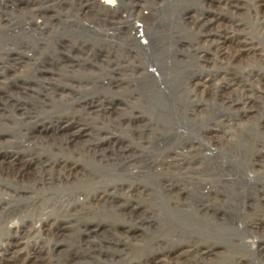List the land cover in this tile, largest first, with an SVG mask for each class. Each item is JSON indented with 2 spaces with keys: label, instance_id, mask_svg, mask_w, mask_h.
I'll use <instances>...</instances> for the list:
<instances>
[{
  "label": "rangeland",
  "instance_id": "rangeland-1",
  "mask_svg": "<svg viewBox=\"0 0 264 264\" xmlns=\"http://www.w3.org/2000/svg\"><path fill=\"white\" fill-rule=\"evenodd\" d=\"M263 49L264 0H0V264H264Z\"/></svg>",
  "mask_w": 264,
  "mask_h": 264
},
{
  "label": "bare ground",
  "instance_id": "bare-ground-1",
  "mask_svg": "<svg viewBox=\"0 0 264 264\" xmlns=\"http://www.w3.org/2000/svg\"><path fill=\"white\" fill-rule=\"evenodd\" d=\"M109 3H111V1H109V2H107V4H109ZM227 5V4H226ZM228 6V5H227ZM262 23V22H261ZM208 27H209V25H208ZM234 29H235V26H234ZM234 29L232 28V33H234V34H232V38L230 39L231 40V44L234 46V48H235V50L236 51H234V53L231 55V58H232V60L233 61H235L236 59L237 60H239L240 59V56H241V54H243L244 52L245 53H252V52H254L256 49H254V48H252V46H250L251 47V49H249V51H244L243 49H241L240 48V44H241V42L240 41H242V40H240L239 41V37L237 36V34H236V30L234 31ZM136 32V31H135ZM262 32H263V29L261 30V35H262ZM136 35H137V33H135ZM221 34V33H220ZM230 35V34H229ZM138 36V35H137ZM226 36V35H225ZM233 36H235L234 38H233ZM244 36V35H243ZM219 37V36H218ZM228 38V37H227ZM247 40V39H246ZM235 41V42H234ZM221 42V41H220ZM246 42V41H245ZM249 42V41H248ZM244 43V42H243ZM247 43V42H246ZM211 44H212V47L215 49V53H216V55L217 56H219V57H221V58H224L225 56H226V54H227V51H226V48H224L222 45H217V43H214L213 41L211 42ZM243 45V44H242ZM249 45V44H248ZM247 45V46H248ZM237 47V48H236ZM249 47V46H248ZM247 47V48H248ZM233 52V51H232ZM262 52L264 53V49L262 50ZM229 53H230V51H229ZM261 55H262V53H260ZM260 54L258 55V56H260ZM264 55V54H263ZM229 56V55H228ZM233 67V66H232ZM232 67H230V68H232ZM237 67V66H236ZM235 67V68H236ZM235 68L234 69H229V70H235ZM236 71V70H235ZM235 71H233V72H235ZM238 72V71H237ZM250 72H251V70H250ZM235 74H236V72H235ZM237 75V74H236ZM248 75V74H247ZM235 76V75H234ZM236 77V76H235ZM242 77V76H241ZM239 78V77H238ZM244 78V77H243ZM237 79V78H236ZM240 79V78H239ZM245 81H247V83H249V81L246 79ZM237 83V82H236ZM238 85V84H237ZM243 85V84H242ZM249 85V84H248ZM231 86H232V84H231ZM239 87V86H238ZM236 88V87H235ZM241 91V90H240ZM239 91V92H240ZM240 95V94H239ZM242 95H241V97H239V99H238V101L236 102V103H239L240 105H242V109H240V110H238V113H233V116L234 117H239L240 115H239V112H241V115H245L246 114V108H247V102H243L242 103ZM227 98V97H226ZM254 98V97H253ZM247 100V99H246ZM226 102H228V104H232V103H234V101H226ZM251 106H252V104H250ZM229 107H231V106H229ZM249 109V108H248ZM242 117V116H241ZM240 117V118H241ZM246 120V119H245ZM225 121V120H224ZM224 121L223 120H220V121H217L216 122V126L214 127V128H209L208 129V132H211V133H216V132H218V133H222V134H224V135H226V134H229V132H231V134L234 132L233 130H231V124H229V123H227L226 121V123L227 124H225L224 123ZM233 123V122H232ZM237 126V125H236ZM226 128V129H225ZM224 129V130H223ZM224 133H223V132ZM233 131V132H232ZM234 134H235V132H234ZM211 135V134H210ZM232 137L233 138H235V135H233L232 134ZM232 138V139H233ZM257 159H259V160H264V150H260L258 153H257ZM165 162V165H169V162L168 161H164ZM165 167H167V166H165ZM202 167V166H201ZM163 168V167H162ZM203 168V167H202ZM201 171V170H200ZM197 175V174H196ZM198 176V175H197ZM205 177H206V175H204ZM209 176V175H208ZM210 177V176H209ZM208 177V178H209ZM212 177V176H211ZM199 178L201 179V178H203V176H199ZM203 189H207V188H203ZM82 204H85V201L84 202H82ZM80 205V204H79ZM14 229H16V228H14ZM16 232V235L15 236H17V237H15L14 236V241L15 242H13V243H10L9 244V246H8V248H10V247H14L15 245H12V244H14V243H17V245L19 244V241H21L22 239L21 238H19L18 237V235H19V232H18V230L16 229L15 230ZM24 235V234H23ZM18 239V240H17ZM6 252V251H5ZM12 252V251H11ZM7 253V252H6ZM8 254V253H7ZM12 255H13V253H12ZM1 258V257H0Z\"/></svg>",
  "mask_w": 264,
  "mask_h": 264
}]
</instances>
